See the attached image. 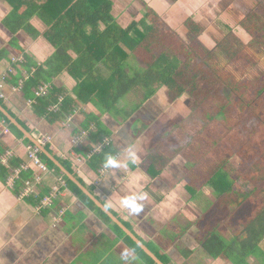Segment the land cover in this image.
Instances as JSON below:
<instances>
[{"label": "trees", "instance_id": "1", "mask_svg": "<svg viewBox=\"0 0 264 264\" xmlns=\"http://www.w3.org/2000/svg\"><path fill=\"white\" fill-rule=\"evenodd\" d=\"M4 1L10 10L2 24L12 36L24 31L31 39H36L40 32L32 22L37 21L46 28L42 36L53 49V53L40 64L24 56L13 66L16 75L10 74L12 83L16 84L22 78L21 70L28 73L21 88L25 100L33 98L38 85L51 84L47 97L38 99L32 107L37 116L56 123L65 120L77 107L91 105L98 114L126 121L159 89L165 88L170 101L187 96L188 114L172 124L162 142L148 152L144 165L148 174L156 176L174 158L184 157L189 163L191 181L187 191L191 197L198 198L204 188L222 203H236L228 215L238 207V198L243 202L260 191L264 194V74L253 83L238 82L221 73L214 61V53L200 39L204 28L199 23L188 18L184 22L187 36L182 39L151 11L139 21L120 27L111 14L113 5L110 0ZM253 32L249 31L251 36ZM131 57L143 67L128 62ZM63 73L75 81L70 91L52 84L53 79ZM59 97L62 102L58 110L48 113L47 108ZM118 103H122V107L119 108ZM0 104L5 108L1 101ZM0 119L16 136L32 144L1 112ZM85 122L88 124L83 126L86 130L91 123L95 127L94 131H89L84 143V148L90 149L108 137V133L101 128L95 115H90ZM44 147L51 154L49 146ZM111 149V146L105 148L89 161L94 171L104 165L108 155L113 154ZM229 157L242 162L238 171L240 184L224 171ZM40 158L48 168L60 174L43 153ZM13 160L10 166L22 163ZM59 161L73 173L68 161ZM25 173L20 175L24 181L30 178V169ZM62 179L82 201L113 226L115 233L136 256L148 264H156L75 184L64 175ZM241 183L247 186L246 189ZM219 228L220 225L216 226L198 241L209 256L232 264H246L249 256L258 253L264 258L259 248V243L264 240V210L256 211L247 221L244 239L226 241L217 233ZM161 261L167 264L166 260Z\"/></svg>", "mask_w": 264, "mask_h": 264}, {"label": "crops", "instance_id": "2", "mask_svg": "<svg viewBox=\"0 0 264 264\" xmlns=\"http://www.w3.org/2000/svg\"><path fill=\"white\" fill-rule=\"evenodd\" d=\"M110 1L113 5L111 14L122 28L132 21H139L146 12L151 11L172 30L182 29L185 32L184 22L188 18L203 25V20L209 19L212 13L222 14L233 8L237 10L251 1L264 4V0ZM9 10L5 1L0 0V50L3 53H0V93L6 97L5 100L0 98V101L17 122L30 134L38 130L50 137L48 146L51 154L58 160L68 161L73 171L71 174L81 180L85 188L159 259L166 260L167 264H232L212 258L198 244L212 229L211 194L204 188L198 198L188 193L187 186L191 180L187 160L177 156L156 176H150L144 167L148 152L162 142L165 132L182 118L179 115L181 105L175 102L170 112L172 117L160 119L161 111L168 109L167 94L160 89L158 94L141 106L140 113L143 111L149 118H144V124L137 131L130 122L133 118L135 122L142 118L139 113L124 121L108 114H98L91 105L77 107L69 122L66 117L60 122L49 123L34 113L33 106L27 105L21 90L16 89L20 79L13 84L8 71L11 69L12 76L16 75L12 58L23 59L27 56L40 64L53 53L52 47L42 36L46 28L33 21L32 24L40 32L36 39H31L24 31L12 36L2 24ZM42 40L44 43H41ZM24 74L27 72L21 70V75ZM52 84L70 91L75 81L63 73L54 78ZM187 114L185 112L183 117ZM90 115H95L101 128L107 131L112 155H117L121 167L108 168L101 174L102 166L94 171L88 162L76 164L70 154L75 152V155L82 156L88 150L84 148L85 144L80 148L73 147L71 140L82 131L87 135L89 131H94L93 123L88 130L83 128L84 124L88 125L85 120L90 119ZM1 121L0 130L3 127ZM154 121L158 126H149ZM27 145L8 127V133L0 138V154L13 150V161L25 162ZM9 170V167L0 165V264H148L136 256L115 233L113 226L105 222L69 186L61 187L50 207H38L41 197L55 184V178L62 177L61 172L44 174L31 166L29 179L40 176L42 182L36 194L25 197L22 195L24 178L17 180L13 188L6 185ZM145 193L146 198L139 201L143 210L138 215L129 214L122 204L123 199ZM259 248L264 254V240ZM125 253H128L127 260L124 259ZM259 257V253L250 256L246 264H263Z\"/></svg>", "mask_w": 264, "mask_h": 264}, {"label": "rangeland", "instance_id": "3", "mask_svg": "<svg viewBox=\"0 0 264 264\" xmlns=\"http://www.w3.org/2000/svg\"><path fill=\"white\" fill-rule=\"evenodd\" d=\"M248 4L246 3L244 7H238L237 10H235V8L231 9L232 11H229L230 9L228 11L225 10L222 14L212 13L209 19L206 18L203 20V25L201 26L203 28L205 27V29L202 32L201 39L205 42L207 48L214 53V61L221 73L226 76L229 75L233 77V79L238 82L252 81L254 83L255 81L261 79L264 74V4H258L255 3V1H251ZM213 17L214 19L212 21L211 19ZM250 30L254 31L252 36L249 33ZM174 31L178 34L177 37L179 38L185 39L187 36L185 34L186 32L182 29H175ZM41 43H44L43 40ZM229 54H232L233 57ZM132 58L133 57H131V60L128 62H130L133 66H142L138 64L139 62L137 63V61ZM102 73L106 74L103 70ZM161 90H164L167 94V90L165 88ZM159 91L160 89L157 91V94ZM163 97L164 96L162 95V98ZM166 100L168 109L165 108V111H161L163 113L159 115L160 119L167 116L172 117L170 112L176 104L181 105L179 114L180 118L183 117L185 112L188 113L187 96H182L175 101H170L167 98ZM122 105V103H118V106L122 107ZM169 106H171V108H169ZM138 113L142 118L135 117L136 119L138 118L137 122H135L134 118L131 119L133 121L130 122L132 128L136 131L144 124V118H149V116L145 115L143 111H141V113L140 111H137L136 114ZM149 126L156 127L158 126V123L154 121L151 122ZM157 133L159 132L157 131ZM187 164H189L188 161ZM241 165L242 162L238 158L229 157V161L224 168L227 176L238 184H240L238 171L240 170ZM241 186H243L242 183ZM243 187L246 189L247 186ZM210 198L212 199V202L216 200L218 203L214 195ZM219 200L220 202L222 201L221 199ZM236 202H238V207L231 212V216L228 218L226 223L221 226L223 235L226 238L238 236V238L241 239L246 236L243 231V227L247 221L253 217L256 211L264 210V194L260 191L246 201L242 202L241 199L238 198ZM234 206L233 202H225L221 205H219V203L215 204L213 205L211 214L213 216L216 215L215 217L219 218V221L223 216H227ZM260 243H262V241ZM260 258L261 262H263L264 258Z\"/></svg>", "mask_w": 264, "mask_h": 264}, {"label": "built area", "instance_id": "4", "mask_svg": "<svg viewBox=\"0 0 264 264\" xmlns=\"http://www.w3.org/2000/svg\"><path fill=\"white\" fill-rule=\"evenodd\" d=\"M23 59L20 58H12L11 64L12 66H15L17 63H20ZM11 74V69L8 70ZM31 71H33V68H31ZM28 77V73L24 74L22 78L20 79L19 83L16 86L17 90H21L23 80ZM51 88L50 83H43L41 85H38L37 88L33 92V98L27 100V105L32 107L34 104H36V101L38 99H43L47 97L49 90ZM0 98L5 100L6 97L0 93ZM62 102V97H59L57 99V102L47 108L48 113H54L56 110H58L60 104ZM73 114V113H72ZM72 114L67 116L66 121H71ZM1 125L3 126L0 130V138L3 134L8 133V126L4 122V120L1 121ZM33 138L36 140L37 144H28L25 148L26 151V161L18 164L17 166H10L9 163L15 158V154L13 150H6L3 153L0 154V165L9 167V174L5 183L9 188H13L16 181L20 179V175L22 173L28 172L30 167H34L35 169L39 170L40 172L44 174H50L53 171L52 169L48 168L44 161L40 158L41 150L40 146L49 145L51 143V138L47 135L42 134L38 130H36L34 133H32ZM87 132L82 131L79 135L75 136L71 140V144L73 147H80L82 144L85 143L87 139ZM111 146V140L109 137H104L99 143L92 146V148L88 149L82 156L75 155V152H71L73 159L75 160L76 164H82L83 162H88L98 154H101L103 150L107 147ZM117 159V155H113ZM108 168H105L104 165H102L99 173H104L107 171ZM62 177L55 178V184L50 188L48 193L44 195L39 203L38 207H50L52 205V200L56 198L57 194L59 193L61 187H65L66 183ZM41 177L40 176H34L33 180L27 179L24 181V190L22 195L25 197L31 196L36 194L37 187L41 184Z\"/></svg>", "mask_w": 264, "mask_h": 264}, {"label": "water", "instance_id": "5", "mask_svg": "<svg viewBox=\"0 0 264 264\" xmlns=\"http://www.w3.org/2000/svg\"><path fill=\"white\" fill-rule=\"evenodd\" d=\"M0 112L3 114L5 118L9 120V122L18 129L24 138L29 140L33 144H37L36 140L32 137L30 132H28L20 123L17 122V120L12 117L7 110L0 104ZM41 153H43L52 163L55 167L59 169V171L73 184H75L80 191L86 195L94 204L96 207H98L102 212L105 213V215L110 219L112 223L117 225L123 233H125L136 245L144 251L145 254H147L156 264H163L146 246H144L135 236L134 234L126 227L124 226L120 220L116 216H114L107 208H105L86 188L84 185H82L77 178L71 174L68 170L65 169V167L60 163V161L54 157L52 154H50L45 147L40 146Z\"/></svg>", "mask_w": 264, "mask_h": 264}, {"label": "clouds", "instance_id": "6", "mask_svg": "<svg viewBox=\"0 0 264 264\" xmlns=\"http://www.w3.org/2000/svg\"><path fill=\"white\" fill-rule=\"evenodd\" d=\"M104 167L116 169V168L121 167V164L118 162V160L114 156L108 155L105 159ZM146 195L147 194L145 193V194L138 195V196L133 195V196L126 197L123 199L122 204L124 208L128 210L129 214L138 215L143 210V205L139 203V201H143L146 198ZM127 257H128V253H125L124 259L127 260Z\"/></svg>", "mask_w": 264, "mask_h": 264}, {"label": "flooded vegetation", "instance_id": "7", "mask_svg": "<svg viewBox=\"0 0 264 264\" xmlns=\"http://www.w3.org/2000/svg\"><path fill=\"white\" fill-rule=\"evenodd\" d=\"M218 201V203H219V205H221V204H223V203H221L220 202V200H217ZM217 202H216V200L215 201H213L212 202V199H211V203H210V207H211V209H210V217H211V220H210V224H211V226H212V229H214L216 226H218V225H220V228L217 230L218 232V234L220 235V236H222L226 241H229V240H232V238H236L237 240H241V239H244L245 237H243V238H241V239H239L238 238V236H234V237H231V238H226L224 235H223V232H222V230H221V226L224 224V223H226V221L228 220V218L231 216V214L230 215H227V216H223L219 221H218V219L219 218H217V217H215V216H213L212 214H211V210H212V208H213V205H215V204H218ZM235 205V204H234ZM235 207V206H234ZM237 208V207H236ZM235 208V209H236ZM233 209V208H232ZM226 217H227V219H226ZM224 219H226V220H224ZM221 222H223L222 224H221ZM122 223V222H121ZM114 224V223H113ZM123 224V223H122ZM124 225V224H123ZM212 229H211V231H212ZM210 231V232H211ZM243 231H244V227H243ZM209 232H207V234H208ZM244 233H245V231H244ZM206 234V235H207ZM205 235V236H206ZM245 235H246V233H245ZM202 240V239H201ZM263 241V240H262ZM154 254V253H153ZM147 255V254H146ZM155 255V254H154ZM156 256V255H155ZM157 257V256H156ZM250 257V256H249ZM248 257V258H249ZM158 258V257H157ZM247 258V259H248ZM159 259V258H158ZM247 259H246V262H247ZM160 260V259H159ZM161 261V260H160ZM162 262V261H161ZM163 263V262H162Z\"/></svg>", "mask_w": 264, "mask_h": 264}]
</instances>
